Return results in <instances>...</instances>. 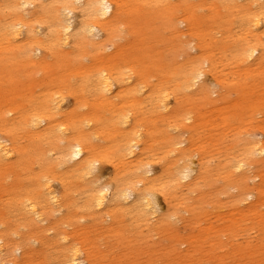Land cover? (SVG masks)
I'll return each mask as SVG.
<instances>
[{"label": "bare ground", "instance_id": "1", "mask_svg": "<svg viewBox=\"0 0 264 264\" xmlns=\"http://www.w3.org/2000/svg\"><path fill=\"white\" fill-rule=\"evenodd\" d=\"M179 9L182 14L174 16ZM204 9L208 12L199 13ZM180 24L198 39L196 55L182 62L176 60L177 51L186 47ZM123 28L131 38L118 43ZM160 30L167 32L161 49H152L149 40ZM0 43L5 44L0 49V264H100L105 250L96 238L83 240L90 225L111 246L123 247L112 264H140L141 258L142 264H153L149 232L161 229L164 255L178 253L180 244L188 246L176 261L193 264L196 254L209 251L210 261L223 264L215 252L225 246L233 248L227 258L255 261L252 250L264 244L248 238L233 244L254 227H239L246 217L239 224L232 215L247 201V219L259 213L264 229V212L257 210L264 206V179L260 185L247 184V179L264 177V172L249 171L252 164L264 169V139L235 134L239 153H227L214 166L205 155L215 153L220 138L225 142L210 129L230 131L263 111L264 0H2ZM165 46L174 49L168 62L162 58ZM221 64L236 70L226 74ZM205 72L223 95L210 100L216 91L201 87L199 98L211 105V114L201 112L195 119L187 108L193 99L187 89L199 85ZM65 93L73 95L74 104L63 111ZM222 98L227 103L217 109L215 101ZM177 125L191 131L199 154L196 169L193 153L176 148L180 142L171 129ZM201 138L210 145L200 144ZM154 146L162 164L160 173L150 177L147 164ZM103 162L113 167L114 177L100 182L93 172ZM217 178L224 183L217 184ZM51 181L60 183L59 195ZM205 181L212 194L235 190L231 216L225 225L207 222L204 207L210 196L204 201L200 194L197 204L185 200L183 211L204 225L183 239L172 233L169 221L180 208L179 186L193 193ZM157 194L166 204L163 213ZM221 213L215 217L223 218ZM85 219L90 223L82 224ZM45 249L51 254L46 256Z\"/></svg>", "mask_w": 264, "mask_h": 264}, {"label": "rangeland", "instance_id": "2", "mask_svg": "<svg viewBox=\"0 0 264 264\" xmlns=\"http://www.w3.org/2000/svg\"><path fill=\"white\" fill-rule=\"evenodd\" d=\"M191 2L195 1V0H189ZM210 1V0H207ZM0 2H2V0H0ZM221 7V5H220ZM208 10L204 9L202 11H199V13H207ZM182 14V10L179 9L174 13V16H180ZM173 16V17H174ZM179 31L181 32L180 35V40L184 43H186V47L184 49L183 52H179L177 51L176 53V60L179 62H182L186 59H189L193 56L196 55V50L194 48V45L197 44L198 39L195 37V35H191L190 31H188L186 29V27L183 24L179 25ZM129 32L126 30V28H123L121 30V33L119 35V38L116 39L118 43H125L126 41H128L131 37L128 35ZM167 32L165 30H160L159 31V36L152 38L149 40L148 45L150 46V48L152 49H161V45L160 43H162L164 41V37L166 36ZM5 48V44L4 43H0V49ZM67 48H65L64 50H66ZM60 47L58 46V50L55 49L54 53H59ZM112 50V48H108L105 50L106 53L110 52ZM173 50L169 48L168 46L164 47V51L162 53V58L165 62H168V60L171 58L172 54H173ZM61 52V51H60ZM1 54V53H0ZM47 59H51L50 56L47 57ZM234 65L232 64L230 68L225 69L224 65H220L219 69L223 70V72H225L226 74L229 73L230 70H236L235 67H233ZM224 75H222L221 78H223ZM199 85L193 86V89H187V93L189 95H191V97L193 98L192 100H190L189 103H187V108L189 110V114L191 116H193L195 119L197 118L198 114H200L201 112H206L207 114H211V110L208 108L211 105H204L202 103V101L199 98V89L202 87L203 89H206L208 92L215 90L216 93L211 92L210 94V100L212 99H218L219 97H221L223 95V90L220 88V85L217 84L216 80L214 79V77L208 73L205 72L204 75L201 76V79L198 81ZM240 85H236L235 89H239L240 90ZM225 91V90H224ZM230 97H234V94H231ZM90 100V98H89ZM170 104L169 107H172L174 105V99L171 96L170 97ZM227 102H225L224 98H222L220 101H215V104L217 105V109H219L221 106H224ZM74 104V98L73 95L70 93H65L64 99H63V106L61 108V110L66 111L67 109L71 108L72 105ZM263 111L259 112H254L251 114L250 118L248 119V121L245 124H233L232 125V129L226 130L223 129L222 127H218V128H214L210 129V131L212 132V135H219L220 136H224L225 137V142H221V138L219 141H217L215 143L216 148H215V153L212 154V156L210 155H205L206 157L210 158V165L214 166L218 161H222L226 154L228 153V155H236L239 153L238 150V145H235L237 142L233 139V136L236 134L237 136H239V138H248V139H255V140H263L264 139V108H262ZM191 121L193 119H190ZM190 120L186 121L185 124H188L190 122ZM212 126H209L207 128V130L209 128H211ZM228 132V135H222V132ZM204 132H207L206 130ZM171 133L175 136V140L179 141L180 144L176 146V148H183V147H187L188 150L190 152L193 153V155L191 156V165L193 168L196 169L197 167V163H198V157L199 154H197L198 149L193 146V144H191L190 142V137H191V131L185 127L184 125H177L175 126L174 129H171ZM201 135V133L199 134ZM203 135V133H202ZM236 135L234 137H236ZM238 138V140H240ZM176 141V142H177ZM25 143L27 142L26 140L24 141ZM200 144H206V145H210L209 142H204L201 140L199 141ZM156 146V145H155ZM155 146L153 147V149L151 150V155L148 158L149 160V164H147V168L150 170L149 172V176H156L157 174L160 173L161 170V164L162 161L159 158V151H156L157 149L155 148ZM249 171L250 174H252L253 172H257L258 170V174H260L261 172H264V169L261 170L262 167H260V165H256V164H252L249 165ZM114 169L113 167L108 164L107 162H103V163H98L97 167L95 168L93 175H96L98 177V181L102 182V181H107L111 178L114 177ZM238 174V173H237ZM21 176V175H20ZM92 177L91 175H89L87 178ZM264 177H256L254 180H248L247 179V184L248 185H253L254 184H258L260 185V183L263 182ZM181 184H183L184 182L180 181ZM51 187L52 189H54V192L56 193V195H59L60 191H61V185L58 181H51ZM224 182L222 181L221 178H217V184H223ZM200 186V191L197 190L196 192L193 193H188L186 186L182 185L179 186L180 187V193H179V189L175 188L176 190V195L179 196L180 194V208L176 213V216L173 218L171 217L169 219L170 223H171V231L174 234H177L178 236L184 237L187 235H192L193 233L197 232V227H199V225H204V221H202V219L199 220L198 223H193L191 221V219L189 218V213L184 212L183 211V204L184 201L186 200V203H191V204H197L198 203V198L199 195L202 194L204 201L206 199H209V196L211 198V200L206 203V206L204 207L205 210H207L209 212V215L207 217H210L209 220L205 219V221L207 220V222L211 221L214 224L217 225H225V222L223 220H227V217L231 216L230 209H231V203H232V198L233 195L232 193L235 192V190L232 188H227V190L212 194L209 193V183L207 181L205 182H200L199 183ZM159 201H157L159 208L161 211L160 213L165 212L166 209V204L165 201L162 199V196L160 194H157ZM188 197V198H187ZM187 198V199H186ZM250 200H248L249 202ZM160 203V204H159ZM219 206L218 208H215L216 206ZM241 205V204H240ZM220 208V209H219ZM241 211L238 213L233 214L232 216H234L236 223H241V219L240 217L243 216V218L246 217L245 220V224L242 225V223L240 224L239 227L241 228H245V229H249L254 227L253 230H248L247 232H243L241 233L240 236H237L236 239H232L231 242L233 244H239L241 243L245 238L250 239L251 241H249L251 244L254 243H261L264 244V235L263 233H261V231H263L264 229H261L260 225L258 224V218L257 216L260 215L259 213L254 214V218L252 219H247L248 216H250L249 213V209H248V203L247 201L242 202L241 205ZM258 212H264V206H260L257 208ZM218 212H222V214H224L223 218L222 217H215V214H217ZM7 216L11 219L13 218L12 214H7ZM58 217V216H57ZM200 218H203L204 216L200 215ZM6 218V216H5ZM50 219H47V221L44 223V225H47L50 223ZM109 222V220H105L103 221V225H107V223ZM81 223L84 225H87L90 223L89 220L85 219V220H81ZM153 220L150 219L147 224H151L152 225ZM150 225V226H151ZM242 225V226H241ZM91 226V225H90ZM88 228L87 233L85 234V237L83 240L84 242H88L90 241V239L92 238H96V241L99 243L100 247L102 249H104V254L105 257L99 261L100 264H112V256H115L117 254H120L123 251V247L120 248H115L113 246H111V241L109 239H107L105 236H101L100 232H99V228L95 227L96 229L93 228V226H91ZM238 227V226H237ZM144 228V227H143ZM258 228V229H256ZM66 229L68 231L71 230V227H66ZM167 231L169 229H166ZM145 231V229L143 230ZM170 231V230H169ZM171 233V234H172ZM150 237L148 239V243L151 244L152 243V248L155 249V252L152 253V263L153 264H166V262H173L174 264H185V262L183 261H176L178 258L177 257L178 254L181 253H185L186 249H187V245L186 243L180 244V248H177V251H179L178 253H172L170 255H164L163 252L161 251V247L163 246V243L166 240H163V235H162V229L160 231L157 230H152L149 232ZM229 237V236H228ZM260 239V240H258ZM222 240L225 241V237H222ZM165 245V244H164ZM233 246V245H232ZM226 247V246H225ZM224 247V252L223 251H217L215 252L216 255H219L222 257V262L223 264H264V249H253L252 251L255 252V258L252 262V259H248V258H236V260L234 261L231 258H227L226 255L229 253L230 250H232V247H229L227 249H225ZM235 247V246H234ZM262 248H264V246H262ZM46 256L50 255L51 252L47 249L44 250ZM202 253V251H201ZM210 252L207 251L205 256H201L200 254H196L194 256L193 259V264H214L212 261H210V258H208L207 254H209ZM15 254V253H14ZM15 257L19 256V252L17 254L14 255ZM243 257H245V255H243ZM263 259V260H262ZM140 261L138 263L142 264L144 263L142 260H144L143 258L139 259Z\"/></svg>", "mask_w": 264, "mask_h": 264}]
</instances>
